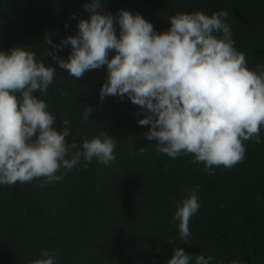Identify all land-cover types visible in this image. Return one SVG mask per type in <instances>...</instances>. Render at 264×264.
Segmentation results:
<instances>
[{
	"label": "trees",
	"instance_id": "16d2710c",
	"mask_svg": "<svg viewBox=\"0 0 264 264\" xmlns=\"http://www.w3.org/2000/svg\"><path fill=\"white\" fill-rule=\"evenodd\" d=\"M85 2L0 0V49L32 47L43 57L44 48H51L45 35L59 43L76 33L78 19H87ZM120 8L139 12L158 33L167 30V18L176 11L225 9L235 46L246 53L249 67L264 62V0H104L100 11ZM70 50L63 45L55 52L67 59ZM44 62L56 67L51 56ZM66 73L57 67L58 77L43 97L58 116L54 126L59 131V117L67 116V139L77 144L101 128L117 138L116 159L109 166L93 159L53 183L33 179L0 186V264H27L41 248L55 249L57 264H166L178 245L192 255L211 254V264L232 259L264 264V143L246 141L241 162L206 175L190 156L172 159L156 152L149 144L155 140L143 135L148 126L137 123L144 113L127 96L99 99L105 66L73 79ZM88 105L89 120L82 121ZM260 135L264 140V132ZM141 145L145 151L135 152ZM193 184L200 185L201 207L190 218L191 236L184 242L172 213Z\"/></svg>",
	"mask_w": 264,
	"mask_h": 264
},
{
	"label": "clouds",
	"instance_id": "9594fccd",
	"mask_svg": "<svg viewBox=\"0 0 264 264\" xmlns=\"http://www.w3.org/2000/svg\"><path fill=\"white\" fill-rule=\"evenodd\" d=\"M104 0H86L87 19L77 20V31L54 43L45 35L43 57L32 47L0 49V186L38 179L40 184L60 181L93 159L109 166L116 159L117 138L101 128L79 144L69 141L71 121L58 116L44 99L58 77H67L105 66L98 89L106 95L128 99L144 113L137 120L147 125L143 133L152 148L175 159L190 156L206 175L218 166L231 168L245 157L246 141L264 143V62L249 67L246 53L235 46L225 9L208 14L201 10L176 11L169 27L159 33L139 12L120 8L102 12ZM74 17V13L69 14ZM115 25L119 26L117 34ZM70 45L67 59L55 50ZM113 54L109 57V52ZM51 56L56 67L44 62ZM63 95V89H60ZM92 106H84L82 121L89 120ZM143 145L135 152H144ZM132 153L133 155L135 154ZM199 184H193L176 202L180 241L191 236L189 221L201 207ZM259 199V196H257ZM27 264H57L55 249L39 250ZM211 254L192 255L178 246L166 264H211ZM215 264H223L216 260ZM228 264H244L232 259Z\"/></svg>",
	"mask_w": 264,
	"mask_h": 264
}]
</instances>
